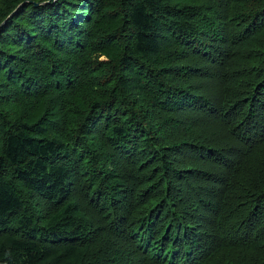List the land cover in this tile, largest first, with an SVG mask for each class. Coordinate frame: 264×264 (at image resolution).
Here are the masks:
<instances>
[{
	"label": "trees",
	"instance_id": "trees-1",
	"mask_svg": "<svg viewBox=\"0 0 264 264\" xmlns=\"http://www.w3.org/2000/svg\"><path fill=\"white\" fill-rule=\"evenodd\" d=\"M0 264H264V0L18 7Z\"/></svg>",
	"mask_w": 264,
	"mask_h": 264
},
{
	"label": "water",
	"instance_id": "water-1",
	"mask_svg": "<svg viewBox=\"0 0 264 264\" xmlns=\"http://www.w3.org/2000/svg\"><path fill=\"white\" fill-rule=\"evenodd\" d=\"M27 1H30V0H25V1H23L22 3H20V4L17 6V8L20 7L22 4H24V3L27 2ZM36 4H37V3H36ZM17 8H16V9H17ZM16 9H15V10H16ZM15 10H13V12H11V14H9L8 17H10V16L15 12ZM8 17H7V18H8ZM7 18H6V19H5L0 25H2V24L7 20Z\"/></svg>",
	"mask_w": 264,
	"mask_h": 264
},
{
	"label": "bare ground",
	"instance_id": "bare-ground-1",
	"mask_svg": "<svg viewBox=\"0 0 264 264\" xmlns=\"http://www.w3.org/2000/svg\"><path fill=\"white\" fill-rule=\"evenodd\" d=\"M73 174V173H72ZM74 177V176H73ZM74 183V182H73ZM58 193V192H57ZM57 198V197H56ZM65 209V208H64Z\"/></svg>",
	"mask_w": 264,
	"mask_h": 264
}]
</instances>
